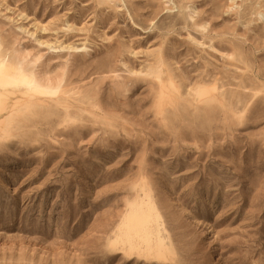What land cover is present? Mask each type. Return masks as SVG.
Wrapping results in <instances>:
<instances>
[{
	"label": "rangeland",
	"instance_id": "1",
	"mask_svg": "<svg viewBox=\"0 0 264 264\" xmlns=\"http://www.w3.org/2000/svg\"><path fill=\"white\" fill-rule=\"evenodd\" d=\"M0 77V264H264V0H0Z\"/></svg>",
	"mask_w": 264,
	"mask_h": 264
},
{
	"label": "bare ground",
	"instance_id": "2",
	"mask_svg": "<svg viewBox=\"0 0 264 264\" xmlns=\"http://www.w3.org/2000/svg\"><path fill=\"white\" fill-rule=\"evenodd\" d=\"M2 76H3V75H2ZM6 78H7V77H6ZM3 80H4V79H3ZM8 84H9V82H8ZM0 85L3 86V87H4V85H5L4 81L1 80V77H0Z\"/></svg>",
	"mask_w": 264,
	"mask_h": 264
}]
</instances>
